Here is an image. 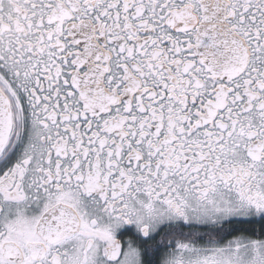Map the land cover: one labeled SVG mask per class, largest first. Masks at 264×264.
Masks as SVG:
<instances>
[{"label": "snow or ice", "instance_id": "6c2138e0", "mask_svg": "<svg viewBox=\"0 0 264 264\" xmlns=\"http://www.w3.org/2000/svg\"><path fill=\"white\" fill-rule=\"evenodd\" d=\"M0 264H264V0H0Z\"/></svg>", "mask_w": 264, "mask_h": 264}]
</instances>
